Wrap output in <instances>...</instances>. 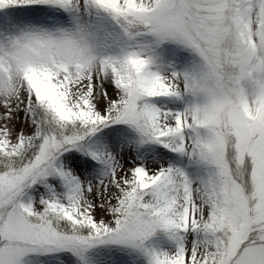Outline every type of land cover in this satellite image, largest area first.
I'll use <instances>...</instances> for the list:
<instances>
[{"label": "snow or ice", "instance_id": "1", "mask_svg": "<svg viewBox=\"0 0 264 264\" xmlns=\"http://www.w3.org/2000/svg\"><path fill=\"white\" fill-rule=\"evenodd\" d=\"M0 264H264V0H0Z\"/></svg>", "mask_w": 264, "mask_h": 264}]
</instances>
